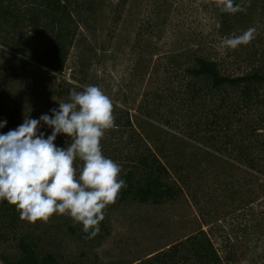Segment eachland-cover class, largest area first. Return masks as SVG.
I'll return each instance as SVG.
<instances>
[{"label": "trees", "instance_id": "16d2710c", "mask_svg": "<svg viewBox=\"0 0 264 264\" xmlns=\"http://www.w3.org/2000/svg\"><path fill=\"white\" fill-rule=\"evenodd\" d=\"M126 2L119 0V8ZM216 4L213 19L221 23L218 33L239 35L255 27V40L239 53L228 52V63L185 50L172 56L165 67V81H155L138 107L126 101L118 106L113 101L116 127L106 131L101 145L103 154L122 166L120 178L126 187L107 206L99 232L85 233L66 214L53 215L56 223L33 224L21 220L15 206L0 201V264H87L63 260L55 249L65 240L84 249L96 248L109 234L110 216L125 204L160 206L186 194L196 200L194 189V194L187 192L188 183L199 176L206 179L209 169L205 166L213 165L216 170L224 165L221 154L228 158V181L223 183L228 187V217L247 212L254 222L252 230L264 226V29L256 27L259 18H264V0H251L246 13L234 15L220 13ZM106 5L107 0H0V42L27 61L59 74L72 48L81 44V30ZM152 27L147 21V28ZM145 31L139 36L146 35ZM141 39L136 38L137 45ZM82 45L87 59L97 65L96 48ZM81 66L82 82L102 88L97 70ZM149 71L140 76L156 80L158 71ZM146 80L142 77L141 82ZM69 92L60 89L51 110H58L59 102H67ZM136 111L176 133L137 118ZM70 142L63 134L54 141L62 148ZM76 164L82 165V161L77 159ZM211 173L216 177L214 169ZM246 231L251 230L244 228L242 235ZM229 237L228 231V252L222 257L209 233L200 230L134 264H224L225 259L229 264L235 255Z\"/></svg>", "mask_w": 264, "mask_h": 264}, {"label": "rangeland", "instance_id": "374dc122", "mask_svg": "<svg viewBox=\"0 0 264 264\" xmlns=\"http://www.w3.org/2000/svg\"><path fill=\"white\" fill-rule=\"evenodd\" d=\"M150 1L127 0L119 8V0H107L98 18L81 30V44L72 48L59 74L27 61L0 42V122H7L0 128V134L16 129L25 118L39 119L44 114L49 115L60 89L82 91L88 86L82 82L81 63L85 68L97 70L101 89L112 101H117L118 106L129 102L138 107L155 81L157 84L165 81V67L172 56L178 57L190 50L228 63V52L236 54L247 47L231 50L220 46L221 40L228 35L218 33L212 22L217 0H161L158 4ZM260 19L256 27L264 29V18ZM147 21L153 26L151 29L147 28ZM144 31L147 34L139 36ZM136 36L142 38L139 45ZM82 43L96 48L97 65L87 59ZM150 69L158 71L156 80L144 75L142 77L147 80L141 82L140 73H150ZM133 114L176 133L166 125L149 120L146 114L137 111ZM38 131L44 133L45 138L52 132L43 123ZM220 157L224 165L216 170L213 165L205 166L209 169L206 179L199 176L188 183L187 192L193 193L194 189L196 200L186 194L173 203L160 206L125 204L110 216L109 234L99 246L89 250L65 240L55 253L63 260L87 264H134L204 230L213 238L222 257L228 252L229 231L230 247L235 252L229 264H264V226L252 230L254 222H250L247 212L244 216L236 212L228 217V187L223 186L228 181L225 178L228 158L222 154ZM74 166L77 170L82 167ZM213 169L216 177L211 173ZM255 210L257 213L260 208ZM54 216L48 225L56 223ZM61 222L57 221V225ZM244 228L251 231L242 235ZM82 253L85 256H81ZM224 261L228 264V259Z\"/></svg>", "mask_w": 264, "mask_h": 264}, {"label": "clouds", "instance_id": "9594fccd", "mask_svg": "<svg viewBox=\"0 0 264 264\" xmlns=\"http://www.w3.org/2000/svg\"><path fill=\"white\" fill-rule=\"evenodd\" d=\"M251 0H217L220 13H246ZM212 22L219 29V19ZM250 27L239 35L221 40L224 49L247 46L256 38ZM51 115L25 118L16 129L0 134V201L15 206L20 219L35 224L48 223L54 214L69 215L85 233L95 235L106 218L107 206L116 202L126 187L120 178L122 166L106 157L101 140L113 129L115 117L112 99L96 85L82 91L70 90L67 102L58 103ZM7 122H0V128ZM43 123L52 129L45 138L38 131ZM58 134L70 140L57 147ZM82 161L77 170L74 161Z\"/></svg>", "mask_w": 264, "mask_h": 264}]
</instances>
